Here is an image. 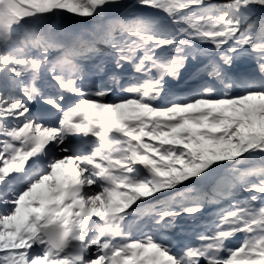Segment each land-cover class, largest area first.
Here are the masks:
<instances>
[{"label":"snow or ice","instance_id":"snow-or-ice-1","mask_svg":"<svg viewBox=\"0 0 264 264\" xmlns=\"http://www.w3.org/2000/svg\"><path fill=\"white\" fill-rule=\"evenodd\" d=\"M245 153L264 0H0V264H264Z\"/></svg>","mask_w":264,"mask_h":264},{"label":"rangeland","instance_id":"rangeland-1","mask_svg":"<svg viewBox=\"0 0 264 264\" xmlns=\"http://www.w3.org/2000/svg\"><path fill=\"white\" fill-rule=\"evenodd\" d=\"M162 13L163 12H160V11H158V10H155L154 12H153V16H155L154 18L152 17H147V16H140L141 18H144V19H146L149 23H151L154 27H156L157 29H159V30H166L167 29V27L170 25V20L168 19V17L167 16H165V17H160L161 15H162ZM177 83V82H176ZM178 94H185L184 93V91H181V92H179ZM225 165L227 166V167H231V165L230 166H228L227 165V163H225ZM138 167V166H137ZM140 175H144L145 174V171L144 170H141V172L139 173ZM220 174H222V171H221V173ZM198 179V178H197ZM194 187H198V188H200V187H204V184L203 183H199V184H197V185H194ZM182 191H183V189H181ZM175 194V193H174ZM160 195H162L161 193H157L156 194V198L158 197V196H160ZM171 195H173V193H171ZM156 198H150V199H152V202L154 201V200H156ZM158 199L160 200V198L158 197ZM139 203V202H138ZM133 209H135V206H133ZM212 209H207L206 210V212L207 211H211ZM130 221H135V219L136 218H133V217H129L128 218Z\"/></svg>","mask_w":264,"mask_h":264},{"label":"trees","instance_id":"trees-1","mask_svg":"<svg viewBox=\"0 0 264 264\" xmlns=\"http://www.w3.org/2000/svg\"><path fill=\"white\" fill-rule=\"evenodd\" d=\"M151 10H154V9H144L143 11H151ZM138 15H140V13H138ZM245 155H249V153H245L244 154V157H245ZM244 157H241V158H238V159H243ZM251 158H252V160H251V163L249 164V168L262 167V166H264V159H261L259 154H256L254 156H251ZM229 163L230 164L231 163H234V161H229L227 164H229ZM247 163L248 162L243 163V164H247Z\"/></svg>","mask_w":264,"mask_h":264}]
</instances>
